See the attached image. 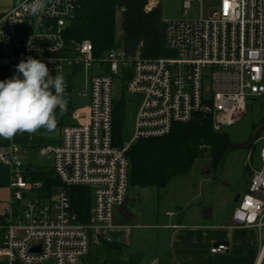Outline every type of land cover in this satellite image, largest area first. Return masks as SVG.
<instances>
[{
  "label": "built area",
  "instance_id": "1",
  "mask_svg": "<svg viewBox=\"0 0 264 264\" xmlns=\"http://www.w3.org/2000/svg\"><path fill=\"white\" fill-rule=\"evenodd\" d=\"M195 1L201 2L184 0L185 13ZM31 3L22 0L0 17V65L28 57L49 61L67 81L66 94L74 73L80 71L84 79L80 95L89 102L73 111L75 124L63 128L60 144L34 150L39 157L52 159L62 185L47 199L39 194L41 183L27 177L29 148L13 138L0 150V161L10 167L11 191L1 227L0 264H83L92 247L111 242L114 212L125 205L130 187L126 153L133 143L165 136L175 125L200 116L211 119L215 132H223L244 114L249 99L264 95V0H220L207 19L170 20L164 47L177 57L131 61L118 47L96 58L88 40L79 44L78 57L56 58L67 44L65 31L79 0H45L38 15L30 13ZM26 21L32 25L23 33L20 28ZM95 63L101 71L90 75ZM123 69L130 71L125 91L142 95L143 101L132 141L118 147L113 137V89ZM69 108L68 102L65 111ZM260 141V169L252 167L249 187L240 194L231 224L263 233L264 138ZM72 187L92 191L87 222H80L73 209ZM176 215L167 212L169 217ZM228 250L221 243L211 253ZM257 264H264V242Z\"/></svg>",
  "mask_w": 264,
  "mask_h": 264
},
{
  "label": "crops",
  "instance_id": "2",
  "mask_svg": "<svg viewBox=\"0 0 264 264\" xmlns=\"http://www.w3.org/2000/svg\"><path fill=\"white\" fill-rule=\"evenodd\" d=\"M21 1L0 0V17ZM163 1L115 0V44L122 51L124 59L131 61L168 58L170 51L164 47V37L166 23L170 20L163 19ZM31 25V21H26L20 31L26 33ZM79 44L67 40L66 46L55 57L64 59L78 57ZM19 62L9 66L0 65V81L13 77ZM42 62L47 64L53 76L57 74L51 62L45 60ZM74 75L66 97L70 108L77 110L86 107L89 99L80 95V87L84 83L82 73L77 71ZM73 111H64L60 114L57 109L58 124L54 132L49 133L42 128L34 134L21 133L14 137V140L30 150V159L25 163L26 168H52V159L39 157L34 150L60 144L63 128L75 124ZM9 142L10 140L0 138V150H4ZM185 193L186 191L183 193L171 191L166 193V197L170 198L169 202H176L181 206L187 205L199 196L196 194L186 198ZM10 198V167L0 161V241L3 235L1 230L3 215ZM182 210L179 208L176 216L169 217L167 212L171 210L167 209L164 220L160 212H154L153 217H146L145 212H139L135 200L128 198L127 194L125 205L114 212V227L109 231L111 242L103 241L101 245L93 247L83 264H95L96 261L100 264L105 261L109 264L258 263L264 242L263 233L252 228H234L231 224V216L216 217L208 207H199L193 213ZM173 225L179 227L173 228ZM221 243L228 245L229 250L225 253L212 254L211 248ZM98 247L104 248V253L93 255V249Z\"/></svg>",
  "mask_w": 264,
  "mask_h": 264
},
{
  "label": "trees",
  "instance_id": "3",
  "mask_svg": "<svg viewBox=\"0 0 264 264\" xmlns=\"http://www.w3.org/2000/svg\"><path fill=\"white\" fill-rule=\"evenodd\" d=\"M115 32V0H79V9L65 31V38L66 41L77 43L90 41L94 47V56L100 58L116 47ZM104 72H108V69L105 68ZM122 74L124 93L130 71L123 69ZM122 109V103L115 99L113 137L114 144L118 147L122 146L120 141ZM73 110L70 108L68 111ZM203 147L208 148L211 170H216L225 160L231 144L230 137L225 131L215 132L211 119L201 116L196 121L175 125L165 136L138 140L126 153L129 160L130 186L157 190L166 188L174 178L190 174ZM26 170L28 179L41 183L39 194L42 199H47L62 186L53 167L51 169L28 167ZM69 192L79 221L87 222L93 206L92 191L89 188L72 187ZM97 262L95 264H100Z\"/></svg>",
  "mask_w": 264,
  "mask_h": 264
},
{
  "label": "rangeland",
  "instance_id": "4",
  "mask_svg": "<svg viewBox=\"0 0 264 264\" xmlns=\"http://www.w3.org/2000/svg\"><path fill=\"white\" fill-rule=\"evenodd\" d=\"M219 5L220 0L195 1L185 13L184 0H164L163 19L166 21L198 19L200 17L207 19L218 9ZM176 57L175 52H169L168 58ZM100 71V65L95 63L93 68L89 70V74L94 75ZM122 77V73L115 77L113 96L123 105L120 141L121 145L125 146L134 137L137 115L143 96L129 94L126 91L123 93ZM225 132L230 137L231 147L225 160L216 170H211L210 156L207 154L195 175L179 176L172 180L167 188L157 190L130 186L128 198L135 200L139 212H145L146 217H153L154 212H160L161 218L164 220L167 209L178 212L179 208H182L184 212L193 213L199 207H208L212 209L216 217L218 215L231 216L236 208L235 195L238 193L243 195L246 192L252 177V167L260 169L261 166L257 157L263 144V141L260 140L264 138V95L257 101H248L244 114L235 124L227 127ZM171 191L182 193L186 191V198L196 194L199 196L187 205L179 206L180 204H176V202H169L170 198L166 197V193ZM181 197L183 198V196ZM104 250V248L98 247L92 252L95 255L104 253Z\"/></svg>",
  "mask_w": 264,
  "mask_h": 264
},
{
  "label": "clouds",
  "instance_id": "5",
  "mask_svg": "<svg viewBox=\"0 0 264 264\" xmlns=\"http://www.w3.org/2000/svg\"><path fill=\"white\" fill-rule=\"evenodd\" d=\"M45 7V0H32L28 6L32 15ZM66 88L64 76H53L46 63L33 57L21 60L14 76L0 81V138L11 140L42 128L54 132L57 109L63 114L68 104Z\"/></svg>",
  "mask_w": 264,
  "mask_h": 264
},
{
  "label": "water",
  "instance_id": "6",
  "mask_svg": "<svg viewBox=\"0 0 264 264\" xmlns=\"http://www.w3.org/2000/svg\"><path fill=\"white\" fill-rule=\"evenodd\" d=\"M248 101H257V98L249 99ZM207 153H208V148L203 147L200 151L199 158L195 161V163L192 166V169L190 171V175H195L199 165L202 163L203 158L205 157V155ZM239 198H240V194L238 193L235 195L234 203H237ZM263 237H264V231H263ZM36 250H37V248H33V251H36ZM103 264H107V261H105Z\"/></svg>",
  "mask_w": 264,
  "mask_h": 264
}]
</instances>
